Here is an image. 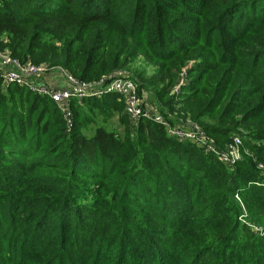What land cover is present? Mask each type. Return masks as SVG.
I'll list each match as a JSON object with an SVG mask.
<instances>
[{
	"label": "trees",
	"instance_id": "16d2710c",
	"mask_svg": "<svg viewBox=\"0 0 264 264\" xmlns=\"http://www.w3.org/2000/svg\"><path fill=\"white\" fill-rule=\"evenodd\" d=\"M0 50L85 81L143 54L168 90L192 60L159 110L220 148L244 132L250 151L231 168L158 122L132 123L115 92L71 99L69 121L0 77V264L236 263V193L264 223V0H0ZM114 113L124 135L97 123Z\"/></svg>",
	"mask_w": 264,
	"mask_h": 264
},
{
	"label": "built area",
	"instance_id": "2783aa9c",
	"mask_svg": "<svg viewBox=\"0 0 264 264\" xmlns=\"http://www.w3.org/2000/svg\"><path fill=\"white\" fill-rule=\"evenodd\" d=\"M114 73L96 81H85L62 67L34 64L31 61L22 62L11 56L9 51L0 50V77L3 82L28 85L33 91L51 97L65 112L69 121L71 119L69 109L71 99L101 97L105 93L115 92L124 101L125 112L132 123H137L143 117L158 122L166 128L170 136L180 140L198 142L207 148V152L217 156L221 155L220 160L231 168L241 159L242 141L240 137H234L232 142L220 151V148H216L207 141L197 125H187L183 121L172 123L157 106L155 109L148 108L150 104L146 98L142 97V90L140 91L136 81L126 75H119L120 72Z\"/></svg>",
	"mask_w": 264,
	"mask_h": 264
},
{
	"label": "rangeland",
	"instance_id": "374dc122",
	"mask_svg": "<svg viewBox=\"0 0 264 264\" xmlns=\"http://www.w3.org/2000/svg\"><path fill=\"white\" fill-rule=\"evenodd\" d=\"M192 63V60H188L187 64L184 65V68L181 72L177 73L176 78L172 84V86L170 87V89L168 90V88H165V82L167 81H162L160 76H157L156 73L159 70V66L151 63L147 60V58L145 57V55L143 54H139L137 56H135L134 58H132L127 64H125L124 66L120 67L119 69H117L116 72H120L119 75H126L129 78L133 79L136 81V83L138 84L140 91L142 90V97L146 98L147 102L150 104L148 108H152L155 109L157 107L160 108L159 105H157L158 102V94L163 95L165 94V97L163 99H168L169 95L175 94V93H179L182 84L186 83V77H187V68L190 66V64ZM113 72V73H114ZM114 73V74H115ZM142 86V87H141ZM172 90V91H171ZM169 93V95H168ZM163 102V101H162ZM168 109H166L165 113H168L167 111ZM175 121H170L172 123L176 122V121H183L186 122L187 125H197L201 130V132H203V136L207 139V141L215 146L216 148H220L216 142L214 141V139L207 133V131L204 129V127L197 121L193 120L189 117L182 119V118H173ZM172 119V120H173ZM102 118L99 117L98 119V124L100 122L103 123V125H105V127H107V129L109 130H115L117 131L120 135H124L123 133H126V126L125 123L120 119L119 114L118 113H114V116L110 117L107 121H101ZM127 125V123H126ZM96 127V125L94 123L89 124L85 129L84 132L87 135H91L94 132V128ZM168 133V132H167ZM233 137H240L241 141H242V146L240 148L241 150V154L242 157L240 160H242L243 158V154H244V150L246 149V153H250L249 148L246 146V140H249V136L244 134V132H240V131H235L233 133ZM177 138V137H175ZM179 139V138H177ZM232 140H230V142H228L226 144V146H228ZM195 143L197 146H199L200 148H202L206 153H209L206 151L207 148H205V146L203 144H200L198 142H193ZM244 144L246 147H244ZM225 146V147H226ZM224 147V148H225ZM224 148H220V151ZM217 156V155H216ZM218 157L221 158V155H218ZM239 160V161H240ZM259 167L261 169H263V173H264V164H259ZM264 175V174H263ZM235 200L237 202H239L240 206L242 207V213L238 216L237 220L241 223V225L238 227V230L236 231L235 234V241L233 243H231L230 249L233 251V253H235V255L237 256L236 259V263H240V258H242V248L244 247L245 244H247V246H250L252 249L256 248V254H252L249 253V255L244 256L243 260L246 264H254L256 260H258V256L260 254L264 255V223L260 222V221H256L254 219V221L252 220V214L253 211H250L247 208V203H245L242 200L241 195H239L238 193L235 194ZM91 207V203H89V207ZM97 209H100V207H98ZM257 211H260V214H264V210L258 209L256 208ZM249 230H252L253 232H255L256 236H250ZM246 247V246H245ZM247 249H249L247 247ZM234 263V264H236Z\"/></svg>",
	"mask_w": 264,
	"mask_h": 264
},
{
	"label": "crops",
	"instance_id": "0c3cea01",
	"mask_svg": "<svg viewBox=\"0 0 264 264\" xmlns=\"http://www.w3.org/2000/svg\"><path fill=\"white\" fill-rule=\"evenodd\" d=\"M9 69H12L11 67H9ZM47 79V78H46ZM48 80V79H47Z\"/></svg>",
	"mask_w": 264,
	"mask_h": 264
}]
</instances>
